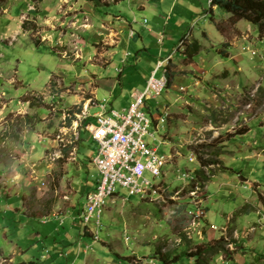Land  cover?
Wrapping results in <instances>:
<instances>
[{"label":"rangeland","instance_id":"obj_1","mask_svg":"<svg viewBox=\"0 0 264 264\" xmlns=\"http://www.w3.org/2000/svg\"><path fill=\"white\" fill-rule=\"evenodd\" d=\"M163 2L0 0V244L7 253L11 242L22 245L19 262L55 258L62 248L71 260V251L92 243L89 255L103 264H264V30L245 20L239 40L207 58L220 69L209 72L217 80L199 72L206 80L195 87L186 76L188 91L174 84L143 106L155 133L145 140L170 156L159 177L169 189L165 201L120 188L123 198L107 203L98 230L91 223L80 238L86 180L93 189L100 178L91 160L97 143L80 139L84 121L112 107L127 111L160 50L173 59L157 76L183 62V35L202 40L198 15L177 9L170 24L156 23ZM144 44L133 87L113 96V73L126 66L121 55ZM114 50L121 55L110 67ZM68 211L76 212V227L72 218L64 226L42 222Z\"/></svg>","mask_w":264,"mask_h":264},{"label":"built area","instance_id":"obj_2","mask_svg":"<svg viewBox=\"0 0 264 264\" xmlns=\"http://www.w3.org/2000/svg\"><path fill=\"white\" fill-rule=\"evenodd\" d=\"M213 1L209 0L210 6ZM180 43L186 44L184 40ZM172 56L170 54L169 57L158 61L146 87L142 91L136 90L132 93L127 111L104 109L86 124L89 138L98 145V153L92 161L100 173V178L95 188L85 194L86 203L79 214L82 235L93 231L90 229L91 223L94 224L95 231L98 230L107 203H114L116 199L123 198L120 188L124 189L128 196L140 195L142 199L164 200V197H167L169 189L159 177L170 156L158 154V146H152L145 140L146 135L155 138V133L150 132L151 119L143 106L148 99L161 95L164 89H167L168 67H165L160 76H157V73L164 67L165 61L170 62ZM165 111L166 109L165 115H161L160 120L156 122L157 130L161 122H165ZM147 173L152 178L147 177ZM98 238L99 235L96 234L93 241Z\"/></svg>","mask_w":264,"mask_h":264},{"label":"crops","instance_id":"obj_3","mask_svg":"<svg viewBox=\"0 0 264 264\" xmlns=\"http://www.w3.org/2000/svg\"><path fill=\"white\" fill-rule=\"evenodd\" d=\"M153 1V0H152ZM151 4V3H150ZM164 8L161 10V12L159 11H155V15H156V23H160L161 25L165 26L167 24H170V22L173 20L174 18V14L176 13L177 9H179L181 11L182 14L187 13L188 18H191L193 16L198 15L199 20L196 22L197 25H201L199 27V32H200V36L202 37V40L197 39L193 32H190L189 36H186L184 41L187 44L193 43L194 41H198L201 45H202V50L197 54L198 57L196 58L194 56L193 60L190 61L189 63H186L184 60L182 63H179L177 66L174 67V72H175V76L173 78V84L172 85H177L180 91H188V87L190 86V84H185V77L188 76V78L186 79V81H191L193 83V85L195 87L200 86V84L203 82V80H206V78L204 77V75H198L197 73L202 72L203 74H206L210 72L211 68L213 69V72H219L220 69L217 68L216 70V64L211 65V61L209 59H207L208 57L211 56V54H213L216 50L220 49L221 45H227L229 46L226 42L229 38H232V43H235L239 40V38L236 35V30L240 29V25L242 24L243 20L238 21L237 23H232L230 21V14L226 13L223 15H220L219 18L216 16V12L218 10H220L217 6H213V8L206 9V5L207 1L206 0H164L163 2ZM148 5H146L144 7V9L147 8ZM152 11H154V8H152ZM196 20H193V23ZM186 24V22H185ZM225 24H228V31L225 30ZM248 24V22H247ZM250 25V24H248ZM150 29V28H149ZM151 31V29H150ZM230 31H235L230 32ZM235 34V35H234ZM234 35V36H232ZM127 37V39L130 38H134L132 36H130L129 33H125L123 34V38ZM185 35H183L181 37V39L184 37ZM167 36H165V34L163 35V33L161 32L160 35H158V43L162 44V40L166 39ZM140 38H142V36H138L134 39H136L135 42H139ZM180 39V42H181ZM179 42V43H180ZM147 46L144 44L143 47H140L137 51L136 54H134V52H131L130 50L128 52H125L123 55L119 54V52H117V50H114V54H113V59L112 62L110 64V67L114 65L115 63V58L119 55H121V60L123 64H126V66H123L122 68L120 67L119 69L116 68V71H114L115 73H113L114 79L113 81V87L114 90L113 92H111V94L114 96L115 93L118 91L119 87H129L132 88L135 78H136V72L138 71V66L139 63L142 62L145 58V52L143 49L146 50ZM204 51L206 53V55L204 54ZM183 55L185 54V51L183 50ZM158 56L156 58V61L158 63V61L161 59L160 57L163 55L165 56L166 53H168L165 58L169 57V55L171 54V52L163 49L160 50V52H158ZM196 58V59H195ZM173 59V58H172ZM198 60H200L201 64H202V68L199 69L198 66ZM156 61H154V65L156 63ZM131 62V63H130ZM172 63H174V61H172ZM170 64V63H168ZM157 66V64H156ZM156 66L152 69L151 68V72L156 68ZM127 69L130 71V73L128 75H125V72L127 71ZM200 70V71H199ZM212 72V71H211ZM195 75V78L190 79L189 76L191 74ZM190 74V75H189ZM151 75V74H150ZM149 75V76H150ZM148 76V78H149ZM208 76V75H207ZM209 76L213 79H218V73H210ZM147 78V80H148ZM103 81L100 80V82ZM176 82H179L181 84H177ZM183 87V88H181ZM136 91V90H134ZM130 92V96L132 95V93L134 92ZM186 93V92H185ZM179 97H181V95H179ZM101 103V102H100ZM104 105V104H102ZM113 108V107H112ZM111 109V108H110ZM109 109V110H110ZM116 109V108H113ZM100 111V110H99ZM98 113V112H97ZM90 139V138H89ZM94 165V164H93ZM90 189H92V186L90 184V180H86V190L85 193L87 191H89ZM79 211V210H78ZM81 212V209L79 211V214ZM76 212L74 211H68V215L64 216L61 214L58 216L55 215L54 213L52 214L54 217V219L51 218V221H45L42 220V222H45V224H48L50 222H52L53 220L57 221L59 224L58 225H62L64 226V224L66 223V221L69 218H72L73 223L72 226L76 227L77 225V216L75 214ZM18 215L22 216V213ZM78 214V216H79ZM77 229L80 230V238L82 236L81 232L83 231L82 228V224L81 227H77ZM5 237H7V233L5 234ZM59 240L56 239V243ZM59 245V243H57ZM93 244H95L93 242ZM90 245H92V243H90L89 245H86L84 249H80V248H76L75 252L71 251L73 256L72 259L70 260V258L65 259L64 256L68 253L66 249H56L59 254H57L55 256V258L51 257L50 255H39L38 258H36V260L32 259V260H21L20 262L18 261L17 256L20 254H23V247L22 245H14L12 242L10 243V246L12 247V251H8L9 253H7L5 251V246H2V244H0V256H1V260H0V264H9L7 261H9L12 264H26L27 262H30L32 264H76L78 261H80V259H84L83 264H103V262L100 261V259L96 256H90L89 255V251L93 250V246L90 249ZM56 248V246H55ZM82 253L85 255L84 257L82 256ZM8 254V255H6ZM7 262V263H6Z\"/></svg>","mask_w":264,"mask_h":264},{"label":"trees","instance_id":"obj_4","mask_svg":"<svg viewBox=\"0 0 264 264\" xmlns=\"http://www.w3.org/2000/svg\"><path fill=\"white\" fill-rule=\"evenodd\" d=\"M213 6H217L222 12L229 13L231 15L230 21L232 23H237L240 20H245L249 24L256 26L260 32L264 30V0H214L211 8H213ZM185 37L186 36H184L181 41H183ZM201 50L202 45L198 41L187 44L184 49L186 54L184 61L186 63H189ZM167 74L169 78L168 86H171L173 83V78L176 74L175 72L171 71L170 68H168ZM88 122L89 121L87 118L81 127V141H84L85 137L89 138L88 132L85 129V126ZM242 132L244 133L245 131ZM91 160L93 159L91 158ZM163 261L167 262V259L164 258Z\"/></svg>","mask_w":264,"mask_h":264}]
</instances>
